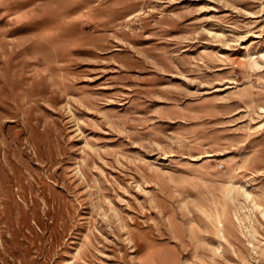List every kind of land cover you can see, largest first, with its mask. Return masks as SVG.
Here are the masks:
<instances>
[{"label":"rangeland","instance_id":"1","mask_svg":"<svg viewBox=\"0 0 264 264\" xmlns=\"http://www.w3.org/2000/svg\"><path fill=\"white\" fill-rule=\"evenodd\" d=\"M0 264H264V0H0Z\"/></svg>","mask_w":264,"mask_h":264},{"label":"bare ground","instance_id":"2","mask_svg":"<svg viewBox=\"0 0 264 264\" xmlns=\"http://www.w3.org/2000/svg\"><path fill=\"white\" fill-rule=\"evenodd\" d=\"M2 177H3V176H2ZM2 182H3V181H2ZM2 182H1V183H2ZM1 200H2V199H1ZM4 212H5V211H4Z\"/></svg>","mask_w":264,"mask_h":264}]
</instances>
